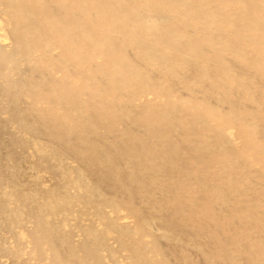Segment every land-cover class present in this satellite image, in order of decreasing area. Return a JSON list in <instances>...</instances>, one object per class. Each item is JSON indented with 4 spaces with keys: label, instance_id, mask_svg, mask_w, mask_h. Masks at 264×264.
<instances>
[{
    "label": "bare ground",
    "instance_id": "6f19581e",
    "mask_svg": "<svg viewBox=\"0 0 264 264\" xmlns=\"http://www.w3.org/2000/svg\"><path fill=\"white\" fill-rule=\"evenodd\" d=\"M0 264H264V0H0Z\"/></svg>",
    "mask_w": 264,
    "mask_h": 264
}]
</instances>
